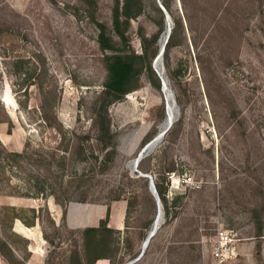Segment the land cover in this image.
<instances>
[{"label": "rangeland", "instance_id": "rangeland-1", "mask_svg": "<svg viewBox=\"0 0 264 264\" xmlns=\"http://www.w3.org/2000/svg\"><path fill=\"white\" fill-rule=\"evenodd\" d=\"M142 3L127 34L134 52L142 51L138 27L150 40L155 78L142 71L136 88L108 105L101 132L90 123L106 73L94 20L109 26L113 0H0V119L11 120L0 121V147L23 153H0V264H76L82 227L61 213L73 203L109 211L122 202L123 226L97 253L113 264L133 259L155 201L131 160L161 130L169 95L175 119L141 171L154 178L172 169L167 216L161 207L131 264H209L216 226L233 239L228 264H264V212L261 236L249 213L264 205V0ZM169 34L173 45L153 67ZM187 175L199 186L177 180Z\"/></svg>", "mask_w": 264, "mask_h": 264}, {"label": "trees", "instance_id": "trees-1", "mask_svg": "<svg viewBox=\"0 0 264 264\" xmlns=\"http://www.w3.org/2000/svg\"><path fill=\"white\" fill-rule=\"evenodd\" d=\"M164 6L168 8L166 2H164ZM142 7V0H113L110 11L109 26L101 21L94 20V25L96 28V43L98 49L102 52L103 66L106 73L101 90L98 93L97 99L95 101L96 106H94L92 115L90 116V123L92 124V126H96L101 132L108 131V105L113 101L121 99L127 92L136 88L139 75L142 71H145L150 77H154V73L151 69L150 59L146 58L150 40L142 32L141 27H138L137 37L142 51L139 53L134 52L130 47V41L127 34L129 21L135 18L141 12ZM152 38H154V36ZM171 39L172 38L169 34L164 44V52L173 45ZM155 53L156 49H153L151 54L155 55ZM156 86H158V84H156ZM44 103H46L47 107H52L50 99L45 100ZM40 108H42V106H40ZM40 119L42 123L50 126L47 115H43L42 113ZM0 121H6L7 124L11 123V120L7 115H5L4 119H0ZM106 152L107 154L111 153V151ZM0 153H4L7 159L8 156L15 158L23 155V153L16 151L6 152L2 147H0ZM48 157L51 160H54L52 153L49 154ZM150 157L151 155H146L145 157L140 159L136 167L140 172L142 170L145 171L142 165ZM171 170L172 169L170 167H163L160 169V171H157V175L152 178L165 216H167L168 208L166 197L168 179L166 175L167 172ZM147 197L151 200L150 196ZM56 198L55 200L58 201ZM66 199L67 197L63 198L62 202L64 203ZM173 201L175 202V200ZM62 207L63 208L61 210V213L63 217L65 215V207ZM151 208H153V205L151 206ZM126 211L127 207L125 212ZM263 212L264 205L259 209L252 208L249 211L250 218L255 224V236L262 235ZM107 220L108 208H106L104 217L98 221V224L96 226H86L79 230L82 256H79L78 254L75 255L76 264H93L96 259L99 260L98 258H107L109 264H113L110 260V257L100 256L97 253V248L100 245L108 244L111 235L115 236L118 234V230L106 225ZM147 225L148 222L145 223L144 228L147 227Z\"/></svg>", "mask_w": 264, "mask_h": 264}, {"label": "crops", "instance_id": "crops-1", "mask_svg": "<svg viewBox=\"0 0 264 264\" xmlns=\"http://www.w3.org/2000/svg\"><path fill=\"white\" fill-rule=\"evenodd\" d=\"M124 209L125 205L122 206V202L109 205L107 220L109 226L116 230H119L123 226ZM105 212L106 206L102 205H89L85 207L83 204H68L65 208L64 221L67 226L72 228L96 226L98 221L104 217ZM140 256L135 261H137ZM98 261H100L99 264H108L105 263L106 261L103 259H99Z\"/></svg>", "mask_w": 264, "mask_h": 264}, {"label": "water", "instance_id": "water-1", "mask_svg": "<svg viewBox=\"0 0 264 264\" xmlns=\"http://www.w3.org/2000/svg\"><path fill=\"white\" fill-rule=\"evenodd\" d=\"M163 51V45L159 48L158 52L156 53L153 61H152V66L153 67H156L155 66V62L154 60H157V58H160L161 56V53ZM161 79V78H160ZM162 81V79H161ZM171 98L169 96L166 97V102L168 100H170ZM173 107L174 106V101H173ZM170 125V121H168L167 124H164V125H161V130L160 132L158 133V138H160V136L164 133V131H166V129L168 128V126ZM153 140V138L151 140H149L148 142H146V144L144 146H142L138 151L137 153L135 154V156L133 157V159L131 160V167L133 168V170H135L134 172H136L138 174V176H141L143 178H145L147 180V188H148V191L150 192V194L152 195L154 201H155V213H154V216H153V219L149 225V228L146 232V235L143 239V242L140 246V250L138 252V254L131 260H129L128 262H125L123 264H130L132 263L133 261H135L143 252L146 244L148 243L150 237L154 234V232L156 231L157 229V224H156V221H157V218H158V215H159V209L161 208V204H160V200H159V197L156 193V190H155V187H154V184H153V181H152V177L149 173H146V172H140L136 167H137V164L138 162L140 161V159H142L143 157H145L147 155V152L149 150V148L154 144L151 143ZM158 139L155 140V142L157 141ZM132 172V171H131ZM161 212V210H160ZM162 214V212H161Z\"/></svg>", "mask_w": 264, "mask_h": 264}, {"label": "built area", "instance_id": "built-area-1", "mask_svg": "<svg viewBox=\"0 0 264 264\" xmlns=\"http://www.w3.org/2000/svg\"><path fill=\"white\" fill-rule=\"evenodd\" d=\"M182 183L191 187H198L199 183L190 176L177 177ZM207 253L209 264H228L233 254V239L230 233L221 226L213 228L211 235L207 239Z\"/></svg>", "mask_w": 264, "mask_h": 264}, {"label": "bare ground", "instance_id": "bare-ground-1", "mask_svg": "<svg viewBox=\"0 0 264 264\" xmlns=\"http://www.w3.org/2000/svg\"><path fill=\"white\" fill-rule=\"evenodd\" d=\"M168 18V17H167ZM154 61H156L155 62V66L157 67L158 66V64H159V62H160V58H157V60H154ZM170 96V95H169ZM173 100L172 99H170V100H168L167 101V104H166V117H165V119H164V122L162 123V125H164V124H167L168 123V121H170V125L172 124V122L174 121V119H175V115H176V108L175 107H173ZM169 125V126H170ZM168 126V127H169ZM171 128V127H170ZM160 132V131H159ZM156 139H158V134L153 138V140H152V144H153V142L155 143V140ZM162 140V139H161ZM161 209V208H160ZM160 209H159V215H158V218H157V221H156V224L158 225L160 222V220H162L161 219V212H160ZM161 225V224H160Z\"/></svg>", "mask_w": 264, "mask_h": 264}]
</instances>
